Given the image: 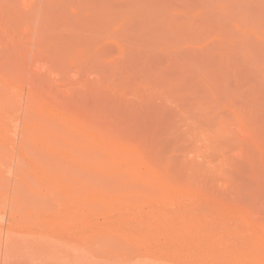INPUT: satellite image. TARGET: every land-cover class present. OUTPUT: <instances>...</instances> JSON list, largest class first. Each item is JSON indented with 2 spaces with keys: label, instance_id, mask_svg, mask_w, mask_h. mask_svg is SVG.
Wrapping results in <instances>:
<instances>
[{
  "label": "rangeland",
  "instance_id": "1",
  "mask_svg": "<svg viewBox=\"0 0 264 264\" xmlns=\"http://www.w3.org/2000/svg\"><path fill=\"white\" fill-rule=\"evenodd\" d=\"M0 264H264V0H0Z\"/></svg>",
  "mask_w": 264,
  "mask_h": 264
}]
</instances>
